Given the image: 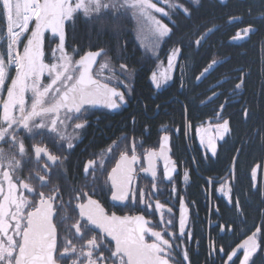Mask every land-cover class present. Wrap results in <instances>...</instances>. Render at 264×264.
Instances as JSON below:
<instances>
[{
    "label": "flooded vegetation",
    "instance_id": "obj_1",
    "mask_svg": "<svg viewBox=\"0 0 264 264\" xmlns=\"http://www.w3.org/2000/svg\"><path fill=\"white\" fill-rule=\"evenodd\" d=\"M200 1L168 0L165 4L164 0H153L168 12L164 15L153 10V15L171 28L170 34L158 43L149 30L150 24H143L142 30L143 22L131 8L120 12L109 8L99 13H76L65 25L63 52L57 47L58 34L45 31L42 42L45 63L63 64V58L67 56L69 74L78 77L80 58L89 51H100L101 55L91 69L93 78L125 95L123 102L117 98L120 104L117 109L90 105L81 113L61 110L55 131L50 124L46 128H34L32 132L13 125L24 145V153L19 152V145L9 137L0 141V148L16 158V166L10 168L5 159L0 171L10 172L13 182L18 185V195L38 203L40 191L47 194L53 186L59 189L56 203L62 204V208L54 217L57 222V264H72L73 260L87 264L89 250L92 259L99 258L98 264H120L119 256L115 254L117 242L112 235L123 238L125 233L121 229H137L141 216L148 230L145 241L160 244L164 250L161 255L169 260V264H226L231 253L254 233L259 247L250 261L254 257L264 258V205L259 207L260 219L255 226H249L247 216L257 200L264 203V158L246 169L238 166L241 145H238L233 126V119L245 106L240 105L246 93L245 77L241 76L243 83L237 84L236 77L235 82L228 79L229 55L212 59L205 65V68L212 66L204 75L201 73L205 68L200 69L195 63L193 51L197 54L201 44L208 43L223 24L211 28L216 30L208 38L206 34L211 29L194 40V47L185 46L182 37L186 29L184 23L193 18L192 12ZM215 1L225 6L244 0ZM243 15L223 18L225 27L231 29L226 37L231 44L246 41V36L255 32L252 30L246 35L241 32L246 28H239L237 22H244ZM34 27L35 23L20 44L21 55ZM238 32L242 38L234 39ZM174 49L179 51L169 67ZM5 70L0 101L7 99V89L16 76L15 62L12 66L7 65ZM153 74L160 81L159 88L152 79ZM51 79L46 72L40 83L47 86ZM238 84L241 85L239 88L236 87ZM55 95L51 91L46 99L51 100ZM26 100L30 106L31 92L26 94ZM189 104L195 107L191 111ZM245 113L244 121L248 119V111ZM18 114L17 111L15 115ZM2 117L3 104L0 103V124ZM225 119L229 121V132L223 140L216 141L217 153L212 156L201 143V129H206L207 135H213L214 126ZM84 120L86 127L77 129L76 124ZM165 135L169 137L166 145ZM69 142L73 144L71 149L67 147ZM36 146L46 147L48 153L37 157ZM162 150L175 165L171 176L160 155L153 157L155 175L152 171H144L149 168V155ZM234 150H237L235 154ZM229 151L233 156L225 160L223 154ZM48 154L60 159L53 162L48 159ZM125 154L129 158L135 155L138 159L133 165L129 198L116 201L111 198L114 190L111 170ZM89 161L93 163L89 165ZM44 164L49 166L47 170ZM37 173L46 180H41ZM25 182L30 185L29 189L22 187ZM3 183L6 191L7 181ZM88 197L99 203L98 226L80 215L79 204L86 203ZM29 210L31 206L25 209L26 212ZM182 217L183 232L180 230ZM153 232H160L162 239L169 241L168 245ZM128 234L134 236L137 233L130 231ZM92 239L97 247L88 244ZM66 246L75 247L77 251L64 253ZM81 251L85 255H81ZM244 251L242 248L229 264H241ZM133 264H149V259L134 256Z\"/></svg>",
    "mask_w": 264,
    "mask_h": 264
},
{
    "label": "snow or ice",
    "instance_id": "obj_2",
    "mask_svg": "<svg viewBox=\"0 0 264 264\" xmlns=\"http://www.w3.org/2000/svg\"><path fill=\"white\" fill-rule=\"evenodd\" d=\"M165 4L168 0H164ZM182 7V6H180ZM112 9L120 12L121 9L131 8L134 14L143 24H150L149 30L154 37L155 42L168 36L171 28L164 24L160 19L153 15V10L158 13L168 15L163 7H158L153 0H89L86 6L83 0H77L73 6L71 0H0V11L6 14L8 22V32L11 35V44L9 45L13 60L16 64V76L11 81V85L7 89V99L0 101L3 104V123L0 124V141H4L9 137L14 144L19 145V152L24 153V145L15 134L13 125L21 126L32 132L34 128H46L51 125L55 131L57 122L60 119L59 113L61 109L81 113L82 110L87 111L86 106L104 105L110 109H117L120 102L125 100L124 92L102 83L98 79L93 78L91 73L92 66L101 55L100 51H89L79 60V75L74 76L70 73V62L67 56H64L63 64H47L43 61L42 42L46 30H51L53 34H58V49L63 52L65 42V22L71 20L73 14L77 10H83L85 13H99L102 9ZM187 12V9H184ZM35 21L34 30L28 38L27 44L23 49V54L15 51L16 45L19 43L20 36L27 32L29 24ZM14 29H19L15 31ZM251 27L242 29L245 35L252 31ZM241 34L238 32L234 39H240ZM178 49L172 51L169 59V67L175 60ZM213 64L216 62L213 61ZM212 65H209V68ZM126 67V66H125ZM209 68H205L201 75L207 73ZM48 73L52 79L47 86L40 83L45 73ZM6 79L5 62L0 58V90ZM152 79L156 81L157 88L160 87V81L156 75H152ZM243 83V80H241ZM54 86H56L54 88ZM241 85H236L239 88ZM54 91L55 96L51 100L46 99L49 93ZM130 91V88H129ZM31 92V103L28 105L26 94ZM18 111V115L15 113ZM247 115V113H245ZM55 117V118H52ZM39 120V123L36 121ZM7 125V127L4 126ZM87 121L76 124L77 129L86 127ZM212 127V126H210ZM215 133L207 135L206 129H201V143L205 148L209 149L212 156L217 153V140H223L226 133L229 132V121L223 120V123L214 126ZM165 145L169 137H163ZM67 147L71 149L73 144L68 143ZM42 153H48V149L42 146H36L35 154L39 157ZM163 156L165 159V168L169 176L175 170L174 163L169 159L165 151L160 153H151L149 155V168L144 171H152L155 175L154 156ZM7 159L9 167L16 166L15 156L5 153L0 148V168L3 167L2 162ZM48 159L56 162L60 158L48 154ZM138 159L137 156L129 158L127 154L122 155L120 162L111 170V198L116 201H124L129 198L130 185L133 181L134 163ZM93 162L89 161V165ZM47 170L49 166L44 164ZM255 174V170H254ZM0 264H57L55 257L57 248V222L54 217L57 215L58 209L62 208V204L56 203L59 195V189L55 186L45 193H38V203H33L28 197L17 194V183L13 182V176L9 171H0ZM37 176H40L37 173ZM41 180H46L45 176H40ZM187 179V173L185 174ZM3 181H7V190L5 191ZM24 189H29L28 183H22ZM34 190V189H33ZM223 190V189H222ZM31 206V210L25 211ZM99 203L88 197L86 203L79 204L80 215L85 217L88 222L93 225H99L97 219ZM146 221L141 216L137 229H121L125 235L123 238L113 234V239L117 242V251L115 254L119 256L120 264H133V257H144L149 259V264H169V260L164 258L161 253L164 251L158 243H147L145 241ZM184 219L181 218L180 230L183 232ZM11 230V231H10ZM76 231H80V226H76ZM136 232V235H129V232ZM259 229H257V232ZM155 237L161 238L164 245H168L169 241L162 239L160 232L152 233ZM256 234L248 237L242 245L245 248L243 260L241 264H249V261L259 247L256 241ZM70 243V242H68ZM91 247H97L94 239L89 240ZM76 252L75 247H65L64 253ZM85 255L83 251L80 253ZM88 259L87 264H98V259H92V251L86 253ZM236 253L233 252L232 256ZM229 256V260L232 259ZM72 264H79L78 260H73Z\"/></svg>",
    "mask_w": 264,
    "mask_h": 264
},
{
    "label": "trees",
    "instance_id": "obj_3",
    "mask_svg": "<svg viewBox=\"0 0 264 264\" xmlns=\"http://www.w3.org/2000/svg\"><path fill=\"white\" fill-rule=\"evenodd\" d=\"M192 14L193 18L186 19L183 26L186 29L182 32L187 47H194V40L203 36L215 25H224L208 43L201 44L197 54L193 51L197 67L204 69L212 59L219 58L220 55H229L230 60L226 64V70L230 75L228 79L233 82L236 80L235 84H237L242 80L241 76L245 77V99L243 98V101L240 102V105L244 104L245 106L242 107V112L233 119V126L238 145H241L238 166L246 169L255 162H261L264 158V0L233 1L225 6L215 0H201ZM242 14H244L245 20L237 22L239 28L251 27L255 32L248 34L246 41L231 44L232 41L226 38L231 29L225 27L223 18L242 16ZM75 20L78 21L77 18ZM221 20L222 22H220ZM2 29L3 20L0 11V31ZM3 53L2 49V52L0 51L2 59ZM194 108L189 104L190 111ZM246 110L248 119L244 121L243 113ZM236 151L234 150V154ZM231 154L232 151L225 152L224 159L232 158ZM263 205V202L257 200L256 204L249 208L247 216L250 227L255 226V223L259 221V207L262 208ZM249 264H264V258L254 257Z\"/></svg>",
    "mask_w": 264,
    "mask_h": 264
},
{
    "label": "built area",
    "instance_id": "obj_4",
    "mask_svg": "<svg viewBox=\"0 0 264 264\" xmlns=\"http://www.w3.org/2000/svg\"><path fill=\"white\" fill-rule=\"evenodd\" d=\"M3 18H4V23H5V39H6V44H7V49H8V53L10 54V48L9 45L11 44L12 40H11V35L8 32V22H7V17L6 14H4L2 12ZM34 21V20H33ZM32 22H30L31 24ZM29 24V26H30ZM15 31H19V29H14ZM28 32V31H27ZM27 32H24L20 37L25 36L27 34Z\"/></svg>",
    "mask_w": 264,
    "mask_h": 264
},
{
    "label": "water",
    "instance_id": "obj_5",
    "mask_svg": "<svg viewBox=\"0 0 264 264\" xmlns=\"http://www.w3.org/2000/svg\"><path fill=\"white\" fill-rule=\"evenodd\" d=\"M216 30V28H214V29H211L207 34H206V38H208L214 31ZM61 110H63V109H61ZM245 242V241H244ZM244 242L239 246V247H237L236 249H235V251H233V252H235L236 254L237 253H239V251L243 248L242 247V245L244 244ZM230 256H232V253H231V255ZM236 256V255H235ZM235 256H232V259L235 257ZM232 259L231 260H227V262H226V264H229L231 261H232Z\"/></svg>",
    "mask_w": 264,
    "mask_h": 264
},
{
    "label": "rangeland",
    "instance_id": "obj_6",
    "mask_svg": "<svg viewBox=\"0 0 264 264\" xmlns=\"http://www.w3.org/2000/svg\"><path fill=\"white\" fill-rule=\"evenodd\" d=\"M84 4L87 6L89 4V0H83ZM71 3L73 4V6L75 5V3H77V0H71ZM78 12H84L82 9L81 10H77L73 15H75L76 13ZM85 13V12H84ZM90 13H94V12H90ZM69 21V20H68ZM66 21L65 22V25L66 23L68 22ZM44 61V60H43ZM11 231V230H10Z\"/></svg>",
    "mask_w": 264,
    "mask_h": 264
}]
</instances>
